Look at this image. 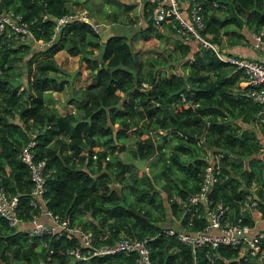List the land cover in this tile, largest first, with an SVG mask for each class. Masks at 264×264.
<instances>
[{
	"label": "trees",
	"instance_id": "obj_1",
	"mask_svg": "<svg viewBox=\"0 0 264 264\" xmlns=\"http://www.w3.org/2000/svg\"><path fill=\"white\" fill-rule=\"evenodd\" d=\"M198 1L205 21L199 32L216 45L220 28L228 31L232 23L264 31V0ZM68 2L0 0V13L12 11L27 28L25 33L11 27L0 31V184L7 194L17 195L21 218L28 219L33 207L29 168L19 149L33 138V158L45 162V205L68 216V224L90 230L95 245L132 234L146 238L152 264H262L224 244L210 259L208 244L191 246L162 231L173 222L189 230L203 226L205 219L197 216L201 201L193 207L185 199L199 189L207 148L222 152L220 163L229 172L211 186L214 202L225 201L232 219L250 193L264 210V125L256 118L258 103L248 95V85L240 83L246 78L243 69L197 37L186 38L169 21L163 24L175 31L171 44L145 55L133 49L123 30L102 42L92 38L98 31L79 18L55 30L56 17L76 9ZM108 2L125 11L133 6ZM70 3L78 9L90 6L89 0ZM218 8L225 11L222 17ZM142 11L139 33L165 35L159 28L163 24L151 21L147 0ZM127 19L135 21L131 14ZM231 32L233 43L245 38L239 29ZM91 43L101 46L98 58L86 47ZM61 49L86 58L91 72V79L68 97L75 102L70 112H61L51 94L67 80L56 78L62 67L55 53ZM176 63L180 71L173 68ZM127 130L134 140L125 160L118 151ZM137 157L148 167L139 174ZM76 243L77 237L57 231L30 235L0 215V264H133V252L72 257L66 250Z\"/></svg>",
	"mask_w": 264,
	"mask_h": 264
},
{
	"label": "built area",
	"instance_id": "obj_2",
	"mask_svg": "<svg viewBox=\"0 0 264 264\" xmlns=\"http://www.w3.org/2000/svg\"><path fill=\"white\" fill-rule=\"evenodd\" d=\"M148 12L151 21L155 25H161L169 21L176 25L178 31L185 33V37H197L202 44L211 46L217 55L243 69L246 74L244 84L248 85V95L258 103L256 118L259 124L264 125V63L257 57L245 56L237 53L224 55L215 43L203 37L199 30L205 26L203 19L202 5L198 0H147ZM19 15L12 11L0 13V31L5 27H11L21 33L27 32L25 24L18 21ZM72 18H79L91 24L94 31L100 29L99 22L92 20L85 10L68 11L56 17L55 30ZM177 24H175L176 20ZM253 46L259 47L264 43V31L254 30L251 33ZM191 57V56H190ZM143 85H147L142 81ZM34 135V133H33ZM34 139L30 138L19 149L20 157L27 163L32 185L30 188L29 203L32 211L28 219H23L17 210V195L7 194L0 184V215L3 216L9 225L21 226L30 235L41 234L42 232L57 231L64 233L67 238L77 237L79 243L69 247L66 251L75 258H87L90 254L123 251L135 253L133 264H152L149 249L145 237H137L132 234H121L112 243L95 245L93 234L90 230L83 229L78 225L68 224V216L54 213L45 205V198L42 195L44 190L45 175L44 160L34 159L31 146ZM261 149H264L262 143ZM221 151H213L207 148L204 157L206 163L203 166L202 177L199 189L189 194L186 201L193 207L201 201V213L205 222L201 228L189 230L178 227L173 223L162 226L166 234H174L175 237L184 243L195 246L208 244L213 250L210 259L217 254L216 247L219 244L236 246L238 253L246 257V253L254 257L259 263L264 264V210L257 204V199L248 193L241 201L238 215L230 219L226 211L228 204L222 199L214 202L209 196L211 186L218 181L229 177V172L220 163ZM246 215L252 221L247 220ZM45 217L42 219L41 217ZM262 220L260 223L259 221ZM25 223V226L23 224ZM81 246H85L82 249ZM247 264V263H244Z\"/></svg>",
	"mask_w": 264,
	"mask_h": 264
},
{
	"label": "rangeland",
	"instance_id": "obj_3",
	"mask_svg": "<svg viewBox=\"0 0 264 264\" xmlns=\"http://www.w3.org/2000/svg\"><path fill=\"white\" fill-rule=\"evenodd\" d=\"M70 1L71 0H69L68 4L71 9L76 8L75 11L81 9V8L78 9L77 6L71 4ZM121 1L125 4L129 3L131 5H134V3L138 4L140 0H121ZM89 3L90 6L87 7V9H83V10H86L87 12L92 11L91 13L95 15L94 17L95 19H93L90 16L91 19L99 22L100 24V29L98 30V34L92 36V38L96 39L98 42H102L105 39V37L111 32L126 31L127 39L131 43L133 49H138L141 55H145L146 53H152V52L157 53L158 51L159 52L165 51V47H168V45L171 44L173 36L176 35L175 31L173 32L169 26L163 24L159 26V28H161V30L164 32L165 35L161 37H157L153 34L144 36L140 34L138 30L140 23L138 22V20L140 15L138 14L139 16L137 17V15L134 13V12H138L139 10L129 9L125 11L120 7V5H117L115 2H108V0L106 1L89 0ZM113 11H116L115 16L113 15ZM216 11L217 14L221 17L225 14V11L221 8H218ZM127 14L133 15L135 21H133V19H127ZM113 21L117 23L114 24ZM141 22H142V18H141ZM226 28H228V31H225L224 26L220 28V36L218 42H216L218 45L217 47L219 48H221L224 45L227 44L229 45L232 43L231 38H233L234 36V34L231 32L232 28L241 30L245 34V39L247 38L246 35L250 37V32L253 31V30H248L246 27H237V25L234 23L227 26ZM86 47L92 48L93 56L91 57H95V58L99 57L98 50L100 49L101 46L98 47L97 45L91 43V44H86ZM55 58L62 67L61 74L57 75L56 78L58 80L64 77L67 79L63 89L57 92L59 93L57 94V107L61 112H70L75 109V102L72 101L71 106H68L67 103L71 102L68 100V97L70 95H75V89L81 85L86 84L91 79V72L89 70V67L86 65L87 59L81 58V56L78 54L71 55L66 50L61 49L55 53ZM173 68L178 71L181 70V67L178 63H176ZM22 80H23V76H22ZM127 133L128 135L124 139V147L123 149H120L118 151L119 156L123 157L125 160L128 158L127 155L130 146L133 144V140H134L133 132H131V130H127ZM92 148L94 150L97 149V145L92 146ZM144 166H145L144 169H141L140 167L137 166L136 172L139 174L142 171H146L148 169V167L146 166V160L144 161ZM176 197L179 199L178 196ZM173 224L178 227H181V225L177 222H173ZM23 226H25V223L23 224Z\"/></svg>",
	"mask_w": 264,
	"mask_h": 264
},
{
	"label": "crops",
	"instance_id": "obj_4",
	"mask_svg": "<svg viewBox=\"0 0 264 264\" xmlns=\"http://www.w3.org/2000/svg\"><path fill=\"white\" fill-rule=\"evenodd\" d=\"M129 2V1H128ZM142 3H143V0H140L139 3L135 4L132 6V10H139L138 12H134L137 17L139 16V20L138 22H141V18L143 16V11H142ZM131 13V12H129ZM139 14V15H138ZM114 24H116L117 22L113 21ZM113 24V23H111ZM251 33L252 31L250 32V37L246 35V39L242 38L240 41L241 42H237V43H231V44H227V45H224L222 46L220 49L221 53L222 54H225V52L227 53H237V54H241V55H245V56H251V57H257L259 59L262 60V62L264 63V43H262V45H260L259 47H254L253 46V38L251 37ZM218 46V45H217ZM225 55H228V54H225ZM244 80H241L240 83L241 84H244ZM58 91H55V90H52L51 94L56 96L57 97V93ZM71 103L72 102H68V106H71ZM42 219H44V217H41ZM262 220H260L259 222L261 223Z\"/></svg>",
	"mask_w": 264,
	"mask_h": 264
},
{
	"label": "water",
	"instance_id": "obj_5",
	"mask_svg": "<svg viewBox=\"0 0 264 264\" xmlns=\"http://www.w3.org/2000/svg\"><path fill=\"white\" fill-rule=\"evenodd\" d=\"M170 110H172V107H169ZM176 128L180 129L181 131H184L178 124L175 125ZM144 161L145 159L144 158H140V157H137L134 162L135 164L140 167L141 169H144L145 166H144Z\"/></svg>",
	"mask_w": 264,
	"mask_h": 264
},
{
	"label": "clouds",
	"instance_id": "obj_6",
	"mask_svg": "<svg viewBox=\"0 0 264 264\" xmlns=\"http://www.w3.org/2000/svg\"><path fill=\"white\" fill-rule=\"evenodd\" d=\"M80 10H82V9H80ZM75 11V10H74Z\"/></svg>",
	"mask_w": 264,
	"mask_h": 264
}]
</instances>
